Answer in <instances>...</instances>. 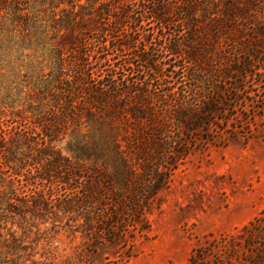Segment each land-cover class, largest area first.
<instances>
[{
	"label": "trees",
	"instance_id": "trees-1",
	"mask_svg": "<svg viewBox=\"0 0 264 264\" xmlns=\"http://www.w3.org/2000/svg\"><path fill=\"white\" fill-rule=\"evenodd\" d=\"M262 114L264 0H0V264H55L61 231L78 264L131 253L188 155ZM187 264H264V209Z\"/></svg>",
	"mask_w": 264,
	"mask_h": 264
},
{
	"label": "rangeland",
	"instance_id": "rangeland-1",
	"mask_svg": "<svg viewBox=\"0 0 264 264\" xmlns=\"http://www.w3.org/2000/svg\"><path fill=\"white\" fill-rule=\"evenodd\" d=\"M57 147L80 158L69 135ZM263 209L264 114L256 116L249 137L239 134L227 144L189 154L149 212L150 230L131 253H109L91 264H187L195 248L238 233ZM76 245L61 231L41 252L55 257V264H78Z\"/></svg>",
	"mask_w": 264,
	"mask_h": 264
}]
</instances>
